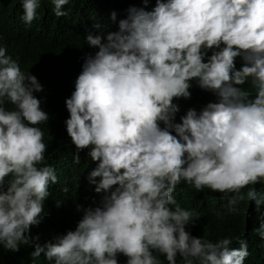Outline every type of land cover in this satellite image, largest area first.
<instances>
[{"label": "clouds", "instance_id": "9594fccd", "mask_svg": "<svg viewBox=\"0 0 264 264\" xmlns=\"http://www.w3.org/2000/svg\"><path fill=\"white\" fill-rule=\"evenodd\" d=\"M51 3L69 15V0ZM21 6L30 26L41 0ZM94 27L85 42L98 51L84 58L64 123L103 195L78 206L74 230L36 243L33 264L42 254L48 264H245L246 240L194 237L197 214L173 193L181 183L221 193L227 214L264 205V0H143L114 31ZM11 54L0 46V246L17 252L58 177L41 128L50 117L34 96L44 88ZM254 232L264 240V215Z\"/></svg>", "mask_w": 264, "mask_h": 264}, {"label": "trees", "instance_id": "16d2710c", "mask_svg": "<svg viewBox=\"0 0 264 264\" xmlns=\"http://www.w3.org/2000/svg\"><path fill=\"white\" fill-rule=\"evenodd\" d=\"M21 4L22 0H0V23L5 25L0 33V46H5L8 54L12 50L11 56L21 70L37 77L44 88V92L34 93V96L42 101L41 107L50 117L48 124L41 125V128L47 145L46 163L55 168L58 182L49 188L50 195L44 203L41 222L30 229L31 243L21 245L17 252L0 246V264H33L31 253L36 243L43 246L74 230L82 218L78 206L95 207L100 202L103 194L95 193L94 185L88 182V175L95 164L87 158V149L78 152L67 136L64 122L69 113L65 100L75 90L84 58L98 51L85 42L89 32L99 34L94 25L101 24L99 31H114L120 18L125 17L126 9L143 6V0H69L63 9L69 15L60 18L53 14L51 0H41L37 19L30 26L21 20ZM113 11L117 13V24L110 20ZM237 62L239 68L241 62ZM54 67L59 74L55 73ZM77 156L79 164L74 163ZM65 188L67 192L63 191ZM256 188L264 193V185H256ZM173 195L183 208L197 214L193 224L186 229L191 235L213 241L223 236H231L234 241L239 237L246 240L248 246L245 264H264V240L254 232L259 225V217L264 215V205L257 210L253 202L245 201L240 204L238 214H227L224 207L227 200L221 193L208 189L196 192L184 183L177 186ZM57 200L60 201L59 207ZM218 213L222 215L218 216ZM233 247H239V244L234 242ZM125 262L126 258L121 256L120 264ZM35 264L48 262L42 254Z\"/></svg>", "mask_w": 264, "mask_h": 264}]
</instances>
